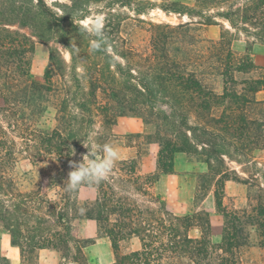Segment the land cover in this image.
Returning a JSON list of instances; mask_svg holds the SVG:
<instances>
[{"label": "trees", "instance_id": "trees-1", "mask_svg": "<svg viewBox=\"0 0 264 264\" xmlns=\"http://www.w3.org/2000/svg\"><path fill=\"white\" fill-rule=\"evenodd\" d=\"M92 4L103 15L107 38L96 52L81 23L91 15ZM117 9L149 25V51L131 45L123 30L130 16L119 18ZM153 9L188 21L140 18ZM193 22L224 29L204 50L190 33ZM237 36L246 42L241 57L232 48ZM37 41L58 43L69 54L67 60L50 47L41 80L31 74ZM257 42L264 44V0H195L192 5L179 0H0V232H7L18 248L20 264H39L42 249L58 252L59 264H88V220L109 239L110 264H248L238 253L248 246V226L264 230V204L258 202L250 214L229 210L223 197L228 180L256 185V197L264 195L258 184L264 166L251 155L264 149V101L255 98L264 90V69L236 79L237 73L258 69L250 55ZM71 44L79 47V56L70 54ZM215 74L222 77L220 93L204 81ZM127 113L154 123L156 132L147 138L159 147L156 171L141 174L135 159L121 160L98 186H81L93 188L94 198L80 201L81 187L66 192L70 162L88 152L82 143L90 142L97 124L111 126ZM181 152L202 157L212 173L214 204L223 218L218 243L209 236L206 214L178 215L163 201L153 207L135 197L149 196L161 174L173 173L174 157ZM225 158L251 164L254 172L241 169L247 175L242 177ZM22 159L34 166L49 159L54 165L22 188L14 174ZM192 227L199 236L189 234ZM133 238L139 247L122 252V242ZM0 264H10L1 253Z\"/></svg>", "mask_w": 264, "mask_h": 264}, {"label": "rangeland", "instance_id": "rangeland-1", "mask_svg": "<svg viewBox=\"0 0 264 264\" xmlns=\"http://www.w3.org/2000/svg\"><path fill=\"white\" fill-rule=\"evenodd\" d=\"M52 0H47L51 3ZM64 1V0H60ZM156 3H164L167 0H152ZM188 4L182 0H179ZM195 0L188 5L194 4ZM91 15L85 18L81 23L90 26L94 21L102 22L103 15L97 12V6L91 5ZM115 13H121L122 17L130 16L125 21L124 31L130 39L131 45L138 51H149L150 48V32L149 25L141 22L134 14L126 9H117ZM118 18V19H119ZM145 21H164L170 23L186 22V16L178 18L176 15H166L160 9H153L148 16H141ZM103 23V22H102ZM123 25V24H122ZM227 25V24H225ZM190 33L198 40V47L206 49L211 41H216L220 38V33L224 29L222 25H203L197 22L190 23ZM226 36L231 37L230 33ZM56 46L63 52L64 57L69 60V54L64 51L63 47L55 42L46 44L37 41L34 45L32 54L31 74L35 79L41 80L44 71L49 63L50 47ZM246 42L243 36H237L232 41V48L238 57L245 53ZM253 62L258 69L249 74H236V79L241 81L260 74L264 69V44L255 43L250 51ZM58 77H54V81ZM205 84L210 86L214 91L220 93L222 91V77L220 75H207ZM242 87V86H238ZM255 98L264 101V90L258 91ZM264 109V102L262 104ZM96 132L92 134L90 141L99 144L112 143L119 150L120 157L117 163L121 160L135 159L137 162L138 171L141 174H146L156 171V160L158 152V144L150 142L147 137L156 132L154 123H146L142 117L127 113L118 117L116 123L111 126H101L97 124L94 128ZM252 157L259 161V166H264V149L255 150L252 152ZM236 158L235 155L232 156ZM202 157L196 154L177 153L174 157V172L170 174H161L156 183L149 189V196H141L135 194L140 201L147 203L153 207H158L159 201H163L165 207L178 215L201 213L208 217L210 222L209 236L213 243L220 241L221 231L223 227V218L217 211L213 198V179L212 173L208 171L207 164L203 162ZM243 158H240V160ZM226 165L230 169H236L242 177H247L241 169L248 172H254L251 164L238 165L234 161L225 158ZM116 163V164H117ZM54 163L51 160H45L38 163L36 166L28 159L20 160L15 167V176L22 185V188L30 187L31 183L36 182L39 178L49 173L53 168ZM233 176V172H230ZM264 186V180L258 182ZM225 186V195L223 203L229 210H242L250 214H255L254 207L258 202L264 204V195L262 198H257L256 185L249 186L241 182L231 180ZM95 196V190L89 187H81L79 190L80 201L92 199ZM149 199V200H148ZM86 233L90 238V242L84 248V253L88 264H110L114 260V254L111 248L110 241L107 237L101 236L94 221L88 220L84 223ZM248 246L244 247L238 253L241 261L248 264H264V246L260 243L264 241V230H259L256 226H248ZM189 234L193 237L199 236L200 231L196 227L189 230ZM263 235V237H262ZM139 247V242L136 238L131 241L122 242L121 251L125 252L129 249ZM19 250L10 244L9 234L0 232V253L5 255L10 261V257L14 253L17 256V263L20 264ZM39 264H59L62 258L58 252L52 249L39 251ZM64 264H75L69 260L64 261Z\"/></svg>", "mask_w": 264, "mask_h": 264}, {"label": "clouds", "instance_id": "clouds-1", "mask_svg": "<svg viewBox=\"0 0 264 264\" xmlns=\"http://www.w3.org/2000/svg\"><path fill=\"white\" fill-rule=\"evenodd\" d=\"M85 31L91 39V48L93 52L102 50L107 43L102 22L94 21L90 26H87ZM71 55L79 56L80 49L75 44H71L68 48ZM83 147L88 149V152L82 156L79 162H70L71 171L67 175L64 182V189L68 193H74L81 186H98L105 181L114 165L120 157L119 150L112 143L99 144L94 141L82 143ZM74 154V151L73 153ZM85 209L81 208L83 213Z\"/></svg>", "mask_w": 264, "mask_h": 264}, {"label": "crops", "instance_id": "crops-1", "mask_svg": "<svg viewBox=\"0 0 264 264\" xmlns=\"http://www.w3.org/2000/svg\"><path fill=\"white\" fill-rule=\"evenodd\" d=\"M182 1H184V2H186V3H190L191 1H193V0H182ZM231 180H228V181H226V183H225V186H227L226 184H228L229 182H230ZM14 248H17V247H15V246H13ZM18 249V248H17ZM44 250H48V249H42V250H40L41 252H43ZM19 252V251H18ZM19 256H20V254H19ZM10 261H11V263L12 264H16L17 263V256H16V253H14L13 255H12V257H10Z\"/></svg>", "mask_w": 264, "mask_h": 264}]
</instances>
